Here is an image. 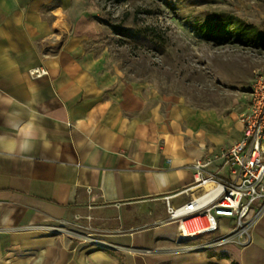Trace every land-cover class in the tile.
I'll list each match as a JSON object with an SVG mask.
<instances>
[{"label": "crops", "instance_id": "0c3cea01", "mask_svg": "<svg viewBox=\"0 0 264 264\" xmlns=\"http://www.w3.org/2000/svg\"><path fill=\"white\" fill-rule=\"evenodd\" d=\"M97 37L86 0H0V264H264V216L244 246L184 250L172 240L166 197L190 198L178 193L196 160L222 166L221 150L242 135L239 115L125 81L93 50ZM26 134L34 147L21 152ZM126 207L130 228L95 235L107 247L65 232L77 213L102 219Z\"/></svg>", "mask_w": 264, "mask_h": 264}, {"label": "rangeland", "instance_id": "374dc122", "mask_svg": "<svg viewBox=\"0 0 264 264\" xmlns=\"http://www.w3.org/2000/svg\"><path fill=\"white\" fill-rule=\"evenodd\" d=\"M86 3L98 28L93 50L106 59L107 66L117 67L125 81L148 83L160 96H180L190 106L215 108L223 115L240 117L248 108L256 73L264 71V48L226 38L207 40L203 33L216 20L238 19L253 27L247 31L249 37H259L264 34V0ZM125 210L124 216L115 210L101 213L102 219H95L92 213H77L65 232L77 244H90L86 239L89 232L101 234L112 225L121 231L130 228L131 207ZM233 225L221 223L219 231L204 234L200 240H211L222 228Z\"/></svg>", "mask_w": 264, "mask_h": 264}, {"label": "built area", "instance_id": "2783aa9c", "mask_svg": "<svg viewBox=\"0 0 264 264\" xmlns=\"http://www.w3.org/2000/svg\"><path fill=\"white\" fill-rule=\"evenodd\" d=\"M43 66L34 69L36 76L47 75ZM243 125L241 137L222 149V166L209 171L207 158L193 164L194 182L178 194H190L180 205L170 203L167 196L169 220L176 223L177 233L172 240L179 249L220 250L225 245H247L255 223L264 216V71L256 73L249 105L240 115ZM224 219H229L225 234L197 245L185 244L207 233L220 230ZM87 242L97 247L109 246L104 240L87 235ZM85 241L83 242H86Z\"/></svg>", "mask_w": 264, "mask_h": 264}, {"label": "trees", "instance_id": "16d2710c", "mask_svg": "<svg viewBox=\"0 0 264 264\" xmlns=\"http://www.w3.org/2000/svg\"><path fill=\"white\" fill-rule=\"evenodd\" d=\"M207 26V29L203 33V37L207 40L226 38L228 40L232 39L234 42L240 44L264 48V34L261 33L257 38L249 37L247 31L250 32L249 30L253 27H247L238 19L216 20L215 23Z\"/></svg>", "mask_w": 264, "mask_h": 264}, {"label": "clouds", "instance_id": "9594fccd", "mask_svg": "<svg viewBox=\"0 0 264 264\" xmlns=\"http://www.w3.org/2000/svg\"><path fill=\"white\" fill-rule=\"evenodd\" d=\"M29 127H32L31 125H29ZM36 139L35 136L30 135V134H26L23 141L19 144V149L21 152H29L33 149L34 144L33 141ZM17 145L15 142L6 145L5 146V150L9 153H12L15 151Z\"/></svg>", "mask_w": 264, "mask_h": 264}]
</instances>
